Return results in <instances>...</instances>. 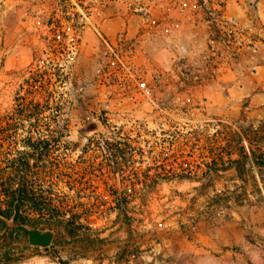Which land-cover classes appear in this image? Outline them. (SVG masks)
<instances>
[{"label": "rangeland", "instance_id": "obj_1", "mask_svg": "<svg viewBox=\"0 0 264 264\" xmlns=\"http://www.w3.org/2000/svg\"><path fill=\"white\" fill-rule=\"evenodd\" d=\"M33 91L3 152L54 132L33 171L87 208L46 248L1 231L0 264H264V0H0V115Z\"/></svg>", "mask_w": 264, "mask_h": 264}, {"label": "trees", "instance_id": "obj_2", "mask_svg": "<svg viewBox=\"0 0 264 264\" xmlns=\"http://www.w3.org/2000/svg\"><path fill=\"white\" fill-rule=\"evenodd\" d=\"M37 79H42V76L31 77L27 84L33 88ZM35 93L36 91L28 92L19 100V104L13 108L12 112L0 115V129L16 131L18 126L13 123L21 121H28L33 128L32 123L41 120L42 114L51 105V97L48 95L45 98H37ZM49 132L51 133L48 134V138L35 139L33 136H28L22 141L24 147L37 152L36 158H32L25 150H17L13 156L8 155L9 152H3L4 145L0 144V232L4 234L10 231L20 233L10 227L11 221L21 222L31 227H38L41 224L63 226L70 235H75L78 231L76 228L84 217L80 211L87 208L82 200V194L77 192L64 200L52 187L53 183L46 187L47 177L53 173L49 166L42 165L41 171H33V165L39 168L38 163L45 161V155L59 141L54 132ZM1 136L8 138L10 135L3 133ZM107 144L118 146L121 142ZM11 149L14 150V146H11ZM117 153L120 157L126 154L122 149H117ZM253 159L264 166V154L261 160H255L257 159L255 156ZM31 161H34L33 164ZM128 199L129 193H126L125 197H116L114 206L118 215H123L126 219L129 218L128 210L125 208L129 203ZM61 263L66 264L64 261Z\"/></svg>", "mask_w": 264, "mask_h": 264}, {"label": "water", "instance_id": "obj_3", "mask_svg": "<svg viewBox=\"0 0 264 264\" xmlns=\"http://www.w3.org/2000/svg\"><path fill=\"white\" fill-rule=\"evenodd\" d=\"M10 227L21 231L28 237L30 245L37 247H48L52 244L55 238V231L52 229H42L37 227H31L21 222L9 223Z\"/></svg>", "mask_w": 264, "mask_h": 264}, {"label": "built area", "instance_id": "obj_4", "mask_svg": "<svg viewBox=\"0 0 264 264\" xmlns=\"http://www.w3.org/2000/svg\"><path fill=\"white\" fill-rule=\"evenodd\" d=\"M141 86H142L143 88H145V87H146L145 83H142V84H141Z\"/></svg>", "mask_w": 264, "mask_h": 264}]
</instances>
